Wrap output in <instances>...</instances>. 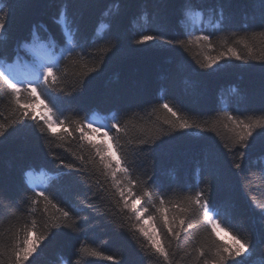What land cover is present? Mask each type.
Segmentation results:
<instances>
[{
  "label": "snow or ice",
  "instance_id": "1",
  "mask_svg": "<svg viewBox=\"0 0 264 264\" xmlns=\"http://www.w3.org/2000/svg\"><path fill=\"white\" fill-rule=\"evenodd\" d=\"M37 2L15 0L17 8L24 11H29ZM131 7L138 8L136 15L152 26L151 34L130 38L123 36V20ZM56 9L54 21L57 32L32 23L26 35L13 39V8L0 3V88L7 97V107L13 116L11 120L5 117L7 122H0V161L8 150L23 162L35 144L47 147L51 143L49 137L59 141L71 137L77 140L81 149V154H72L71 162L48 152L57 164L49 170L54 173L51 183L43 187L29 183L30 174L43 166L22 163L19 168L20 185L16 188L6 181L5 169L0 163V220L28 217L19 227L13 226L6 233H0V264H33L34 257L54 241L60 230H76L78 220L82 221L81 228L86 225L88 216L81 213L85 209L90 213L99 211L95 201L102 198L101 192L108 193L121 212L138 222L133 231L143 238L140 247L144 264H148L152 256L160 258L162 264H174L182 233L191 240L189 250H185L184 254L192 258L193 264H249L258 246L264 250V206L252 208L243 232L237 230L238 234L233 235L235 243L231 246L219 240L217 229L222 221L229 228L233 227L238 219L237 205L230 197L212 199L211 184L206 186L207 192L196 191L195 196L173 205L171 210L165 207L161 195L158 205H153L158 215L149 213L148 207H138L145 200L156 199L153 188L167 191L173 187L188 186L180 180L178 173L174 183L167 188L160 180L168 166V157L178 150V142L185 137L201 141L194 165L195 176L207 174L215 179L218 187L222 189L225 186L214 146L204 142V133L214 131L215 123L204 127L194 120L190 121L165 100L158 108H152V112L163 109L166 113L156 134L149 135L151 130L141 129L143 134L140 138L132 140L130 135L135 125L130 119L120 117L128 113L135 115L136 108L147 111L148 102H129L123 97L119 103L124 106L106 110L107 122L96 118L97 108H81L84 116L80 120L69 122L61 117L66 111L76 110V106L83 104L87 82L82 77L99 71L97 67L90 68L87 73L73 71L93 54L92 50L103 47L105 54L111 53L110 58H122L142 47L163 51L195 44L215 51L212 39L215 32L193 35L194 31H204L197 25L210 16L216 31H227L237 25L239 10L245 21L242 27L247 29L250 19L260 29L259 34L264 36V0H244L242 4L239 0H59ZM97 15L103 18L100 21L105 29L103 33L99 32L98 26L90 24ZM181 35L187 39H180ZM9 48L14 50V54L9 52ZM253 52L254 45L245 37H240L232 44L225 41V46L216 55H205L203 61H198L200 69L211 70L209 75L229 71L235 67L233 60L249 67L250 59L261 61L258 94L233 86L232 96L224 102L225 107L238 108L252 102L257 95L264 105V55L254 56ZM100 63L103 64L104 60L101 59ZM194 71L199 74L198 70ZM70 76H75V81H70ZM69 88L71 91H68ZM185 94L193 103H198L204 91L197 80ZM41 95L45 99H41ZM37 100L47 109V115H37ZM216 103L220 105L221 100ZM223 116L228 122L224 127L234 133L231 145L224 144L223 147L233 155V168L240 175L245 159L251 154L259 152L260 159L264 160V114L256 119H242L225 111ZM56 124L67 126L62 133H56L53 131ZM175 133L181 135L176 136ZM97 134L108 137V142L103 139L97 142ZM13 136L16 142L10 143ZM83 151L88 152L87 158ZM145 159L151 162L150 174L142 171ZM260 171L264 172V167ZM141 175L146 179L142 180ZM98 176H103L106 184H101ZM27 192L31 195H25ZM37 213L41 217L39 222L35 218ZM145 213H149L148 220L154 222L150 228L145 227L148 224V220L144 219ZM197 215L206 225V234L199 240L193 235L197 226L192 220ZM91 255L99 256L101 253L92 252ZM107 259L114 258L108 256Z\"/></svg>",
  "mask_w": 264,
  "mask_h": 264
},
{
  "label": "trees",
  "instance_id": "2",
  "mask_svg": "<svg viewBox=\"0 0 264 264\" xmlns=\"http://www.w3.org/2000/svg\"><path fill=\"white\" fill-rule=\"evenodd\" d=\"M239 2L242 4L244 0H239ZM0 3L13 8L11 19L13 39L26 35L32 23L42 24L50 32H57L54 16L59 0H38L29 11L18 9L15 0H11V3L10 0H0ZM137 11L138 8L131 7L124 17L122 34L126 38L151 34L152 32V26L146 24L142 18L137 16ZM102 19L100 15H97L90 21L91 25L98 26L100 33L105 31L103 24L100 23ZM212 19V17L206 16L203 23L197 25L198 28H203L204 31H194L193 35L215 32V35L212 36L216 46L215 51H208L195 44L187 48L163 51L142 47L141 50L130 52L122 58H110L111 53L105 54L103 47L100 50H92L93 54L89 55L86 60L81 61L80 67L73 69V71L87 73L92 67H97L99 71L92 73L90 76L82 77L87 82L83 104L76 106V110L66 111L61 118L69 122L80 120L84 116V111L81 108H97L99 109L97 113L106 116L107 109L124 106L119 103V100L123 97L129 102L133 100L148 102L146 103L147 111L144 108H136L134 109L135 115L128 113L120 117L121 119H130L131 124L135 125L130 135L132 140L140 138L143 134L141 129L151 130L148 132L149 135L154 136L156 134V129L166 118V113L163 109L152 112V108H158L165 100L169 102L174 110L190 121L194 120L204 127L215 123L214 131L204 133V142L211 143L214 146L218 158L217 162L226 181L225 186L222 189L218 187L217 182L210 175L195 176L194 165L201 141L195 137H185L178 142V150L168 157V166L163 171L160 180L167 188L168 185L174 183L178 173L180 180L188 186L183 188L173 187L167 191L153 188L156 199L145 200L138 207H148L149 213L158 215L153 205H158V198L161 195L165 200V207L171 210L173 205L183 203L187 197L195 196L196 191L205 190L207 192L206 186L211 184L212 199L230 197L237 205L238 219L233 227L229 228L223 221L220 226L233 238V235L238 234L237 230L243 232V226L251 215L252 208L254 206H264V172L260 171V168L264 167V160L260 159L261 153L259 152L251 154L242 165L243 172L237 175L238 170H235L232 164L234 157L223 147L224 144L231 145V137L234 135L230 128L224 127V124L228 122L223 113L230 111L234 116L242 119H256L264 114L262 112L264 105L260 103L258 95L252 102L238 108L225 107L224 102L232 96L231 89L233 86H239L258 94L261 61L250 59L248 64L251 67H249L233 60L232 64L235 67L225 73L212 75L208 74L211 70L200 69L198 61H203L205 55H216L225 46V41L232 44L240 37H245L254 45V56L264 55V36L259 34L260 29L255 27V22L250 19L248 21L249 27L247 29L242 27L245 21L243 13L239 10L237 25L227 31H216L211 23ZM189 27L191 28V26ZM41 34H44L43 30H41ZM179 38L187 39L183 35ZM237 47L242 48L243 46L237 45ZM8 50L14 54L12 48ZM101 59L104 60L103 64L100 63ZM194 70H198L199 74ZM75 79V76H70V81H75ZM197 80L203 88L204 96L198 103H193L192 99L185 93L186 90L192 88L193 82ZM68 91H71V88ZM40 98L45 99L42 95ZM218 99L221 100L220 105L216 103ZM5 117H7V120L13 118L7 107V97L3 89L0 88V122H7ZM66 126L60 125L58 129H53V131L62 133ZM175 135L180 136L181 134L175 133ZM49 140L51 143L45 148L35 144L33 150L28 153L23 162L19 161L12 151L6 150L3 160L0 161L5 169L6 181L18 188L20 185L19 168L22 163H28L43 166L42 168L38 167L34 171L35 173L40 174L44 171L50 174V179L45 185L47 186L51 183V178L54 175L49 170L54 169L57 164V161L49 157L48 152H54L61 159L69 162L73 159V153L81 154L76 139L70 137L67 140L59 141L49 137ZM13 142H16L14 136L10 138V143ZM131 147L130 145V150ZM82 154L86 158L88 157L87 151H83ZM142 171L151 173L150 160H143ZM97 178L101 181V184H106L103 176ZM141 179H146V177L141 175ZM25 195H31V193L27 192ZM100 196L102 198L95 201V206L99 209L98 212L90 213L85 209L81 213L82 216H88L86 225L81 228L82 221L78 220L76 230L71 228L60 230L54 241L43 247V251L34 257L33 264H117V262L118 264H144L143 252L140 247V241L143 238L139 236V233L133 231V226L138 222L135 221L134 217L129 218L128 215L121 212L108 193L101 192ZM61 206L64 207V205ZM50 211L54 212L55 210L50 209ZM149 213H145V216L148 217ZM35 218L38 222L41 220L39 213ZM25 219H28V217L23 216L18 220H0V233H6L7 229L13 226L19 227ZM192 222L197 226L193 231V235L199 240L206 234V225L200 215L193 217ZM181 238L182 242L174 264H193L192 258L184 254L185 250H189L191 240L185 237L183 233ZM218 238L224 244L233 245V243L225 241L219 235ZM172 247L175 250V243ZM92 252H99L101 255L92 256ZM108 256H112L114 259L108 260ZM148 264H162V261L160 258L152 256ZM249 264H264V250L260 249L259 246L257 253L250 258Z\"/></svg>",
  "mask_w": 264,
  "mask_h": 264
},
{
  "label": "rangeland",
  "instance_id": "3",
  "mask_svg": "<svg viewBox=\"0 0 264 264\" xmlns=\"http://www.w3.org/2000/svg\"><path fill=\"white\" fill-rule=\"evenodd\" d=\"M37 104L39 105L35 111L38 115H47V109L44 108V105H40L39 104V100H37ZM96 118L101 120L102 122H107L105 120V116L99 114V113H96ZM59 124H56L53 126V129H58L59 128ZM95 139L100 142L101 139H103V141L105 142H108L109 138L108 137H101V135L97 134L95 136ZM50 179V174L48 173H45L43 171V173L41 172L40 174L39 173H35L34 171L30 174L29 176V183H31L32 185H40V186H45L46 183L48 182V180ZM145 220H148V217L145 216L144 217ZM154 222H152V220H148V224L145 225V227H148L150 228V225H152ZM217 234L222 238L224 239L225 241H228L229 243H235V241L233 240V238L226 232L224 231V229H222L221 227H219L217 229Z\"/></svg>",
  "mask_w": 264,
  "mask_h": 264
}]
</instances>
